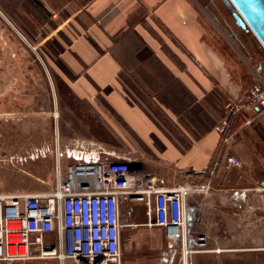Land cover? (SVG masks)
Instances as JSON below:
<instances>
[{
    "label": "crops",
    "instance_id": "obj_1",
    "mask_svg": "<svg viewBox=\"0 0 264 264\" xmlns=\"http://www.w3.org/2000/svg\"><path fill=\"white\" fill-rule=\"evenodd\" d=\"M206 1L0 0L3 156L18 152V161L27 163L33 160L34 144H46L40 151L49 147L48 119L54 108L50 111L48 97L34 94L32 64L20 58L35 46L50 56L46 65L55 76L56 103L62 97L68 118L65 133L79 135L66 138L61 148L86 158L127 160L162 178L167 187L193 191L209 185L212 189L199 194L194 206L195 231L205 236L206 245L224 248L236 241L235 235L214 238L213 222L200 218L214 209L246 211L251 229L264 231V141L251 126L264 103L252 116L239 112L231 118L225 143L214 131L225 103L240 101L252 88L245 59L253 61L254 48H259L247 36V41L226 38ZM259 75L264 76L263 68ZM60 86L66 98L57 96ZM85 117L86 124L81 121ZM77 121L87 125L88 137L80 139ZM227 156L236 157L241 167L228 168ZM25 190L14 193H35ZM240 223L220 230H236ZM260 240L252 244L260 247ZM33 251L34 245V256ZM27 262L59 264L51 259L15 264Z\"/></svg>",
    "mask_w": 264,
    "mask_h": 264
},
{
    "label": "built area",
    "instance_id": "obj_2",
    "mask_svg": "<svg viewBox=\"0 0 264 264\" xmlns=\"http://www.w3.org/2000/svg\"><path fill=\"white\" fill-rule=\"evenodd\" d=\"M29 49L37 54V47ZM261 103V81L252 86L245 105L225 103L224 116L214 127L223 143L229 138L231 118L242 108L253 113ZM53 147L55 185L49 192L0 194V264L29 259H51L59 264H123L119 221L123 202L145 206L147 226L162 230L167 246L183 253L184 264L187 256L205 250L204 235L195 238V248H189L185 203L193 191L167 187L162 178L143 173L124 159H99L95 154L86 158L58 143ZM226 165L241 167L234 156L226 157ZM208 188L204 185L195 190L203 193ZM47 234H53L50 242L42 239Z\"/></svg>",
    "mask_w": 264,
    "mask_h": 264
},
{
    "label": "rangeland",
    "instance_id": "obj_3",
    "mask_svg": "<svg viewBox=\"0 0 264 264\" xmlns=\"http://www.w3.org/2000/svg\"><path fill=\"white\" fill-rule=\"evenodd\" d=\"M223 34L226 38L228 37L225 32ZM241 36L240 40L247 41V38H245L247 36L253 43L255 42L254 44L258 45V42L250 32L244 33L241 30ZM255 49L256 47L254 48L253 61L245 59L249 75L251 78L253 77L252 86L258 81L264 83V76H260L259 73L255 72L256 68L264 69V52L259 49L255 51ZM26 51L25 54L20 55V58L22 56V59L32 64L30 72L33 75V79L37 81L33 82L34 94H41L45 96V98L48 97L50 111L54 108L48 119L49 147L48 150L44 149L40 151L41 145L46 147V144L44 142L34 144V150L32 151L33 160H27V163H24V161L20 163L18 161L20 157L18 152H8V156L4 157L3 154L5 152L0 150V194L14 193L21 190L26 191L25 189L32 192H49L55 185L53 179V156L55 149L53 145L58 143L62 146L64 142L67 141L66 138H77V136H79H72V134L65 133L66 128H64L63 125L64 120L67 119L68 121V118L66 114L64 116L61 102H59V99H62V97L58 98V104L56 103L55 76L51 68H48V66H50L48 61L50 56H47L41 49L37 50L36 55L28 48ZM56 90L57 96L61 94L66 98V90L64 88L60 86L59 88L57 87ZM250 90L244 98L238 101V105L243 106L247 103ZM239 112H245L252 116V114L244 108L240 109ZM68 116L71 117L70 115ZM81 121H84L86 124L88 122V117L82 118ZM251 122V126H254L258 130L257 132L260 134L259 137H262L264 141V112L260 116H254ZM38 123L40 125V120H38ZM77 123L78 125L76 127L74 126V128L75 131L81 133L80 139L82 137H88L89 135H87L86 132L87 125L86 128H83L84 125H80L78 121ZM21 155V160H23L26 154L23 152ZM212 168L215 169V167H210L208 168L209 171H212ZM24 172L31 174L32 177L25 176ZM195 189H193V192L187 197V202L191 206L196 205V202L199 200V194H201ZM211 189L212 188H208V190ZM228 189L232 190L233 188L230 187ZM241 211L242 210H235L230 207L226 210V213H223L221 208V210L214 209L211 213L206 212V216H200V218L203 217V220L209 218V220L213 222V230L211 233L214 238L229 236L230 239H233V235H235L236 241L235 244H231L224 248H219L216 245H206L205 250L194 252L192 255L187 256L186 264H264V252L252 251L253 249L264 248V231L258 232L257 230L251 229L253 227L249 225L250 218L247 212ZM119 221L121 225L120 235L122 241L121 252L123 264H177V259H179V264H184V256L180 250H177V252L173 250L171 252L172 259L166 257L164 250H166L167 247L163 232L159 228L147 226L145 206L142 204H129L128 202H123L120 206ZM240 221V224L235 225L236 230H220L222 227L226 228L230 226L232 222ZM198 224L199 221L195 220L193 222L192 231L194 233H197L195 229ZM206 225L207 223L204 222L200 227L204 228ZM257 237L262 239L260 240V247H255L252 244ZM222 249L225 251L227 250V252L221 251ZM27 264H32V262H27Z\"/></svg>",
    "mask_w": 264,
    "mask_h": 264
},
{
    "label": "water",
    "instance_id": "obj_4",
    "mask_svg": "<svg viewBox=\"0 0 264 264\" xmlns=\"http://www.w3.org/2000/svg\"><path fill=\"white\" fill-rule=\"evenodd\" d=\"M235 24L244 32H250L258 42V48L264 52V0H221ZM219 24V23H218ZM220 26V25H219ZM225 34L233 40L226 31L220 26ZM260 72V68L256 73ZM264 187V181L262 182ZM187 236L189 248L196 247L195 238L202 234L191 232L190 228L195 221V207L185 203Z\"/></svg>",
    "mask_w": 264,
    "mask_h": 264
},
{
    "label": "flooded vegetation",
    "instance_id": "obj_5",
    "mask_svg": "<svg viewBox=\"0 0 264 264\" xmlns=\"http://www.w3.org/2000/svg\"><path fill=\"white\" fill-rule=\"evenodd\" d=\"M206 3H207L206 9L208 10V12L217 19L219 25L226 31V33L232 39L240 41V38L242 37L241 29L235 24L234 19L231 17L230 13L226 9L222 1L208 0L206 1ZM190 230L191 232H193L192 226ZM166 247L167 248L166 250H164V253L168 259H172L171 252L173 251V249L169 248L167 246V243H166ZM177 264H179V259H177Z\"/></svg>",
    "mask_w": 264,
    "mask_h": 264
},
{
    "label": "trees",
    "instance_id": "obj_6",
    "mask_svg": "<svg viewBox=\"0 0 264 264\" xmlns=\"http://www.w3.org/2000/svg\"><path fill=\"white\" fill-rule=\"evenodd\" d=\"M122 243V241H121V235H120V244ZM122 246V245H121Z\"/></svg>",
    "mask_w": 264,
    "mask_h": 264
},
{
    "label": "bare ground",
    "instance_id": "obj_7",
    "mask_svg": "<svg viewBox=\"0 0 264 264\" xmlns=\"http://www.w3.org/2000/svg\"><path fill=\"white\" fill-rule=\"evenodd\" d=\"M186 209V208H185ZM185 212H186V210H185ZM186 214V213H185ZM186 226H187V223H186Z\"/></svg>",
    "mask_w": 264,
    "mask_h": 264
}]
</instances>
